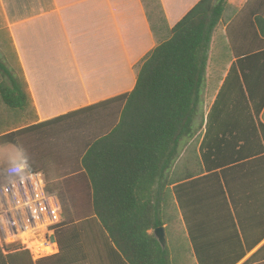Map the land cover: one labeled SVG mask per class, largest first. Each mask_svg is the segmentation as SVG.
<instances>
[{"label": "trees", "instance_id": "16d2710c", "mask_svg": "<svg viewBox=\"0 0 264 264\" xmlns=\"http://www.w3.org/2000/svg\"><path fill=\"white\" fill-rule=\"evenodd\" d=\"M220 25L233 63L204 116L208 54ZM158 30L157 44L139 64L131 91L34 125L21 68L5 53L0 57V107L8 118L17 113L24 123L18 131L0 132V147L16 148L28 171L43 175L46 190L56 194L61 207L58 251L34 264H176L167 233L172 201L188 233L181 245L190 244L197 264H213L216 258L232 264L260 242L242 235V241L237 237L240 252L232 247L228 253L215 250L208 239L213 240L215 214L216 224L228 226L232 215L239 219L242 199L264 191L258 184L264 181V123L258 121L264 109V0H248L239 11L228 0H199L174 27L163 34ZM226 89L235 103L233 117L242 111L243 132L224 131ZM105 107L118 121L108 133L86 136V119ZM192 140L189 156H180ZM72 150L78 152L76 161ZM161 226L165 247L153 234ZM19 251L0 247V264H26ZM255 258L256 253L247 263Z\"/></svg>", "mask_w": 264, "mask_h": 264}, {"label": "crops", "instance_id": "0c3cea01", "mask_svg": "<svg viewBox=\"0 0 264 264\" xmlns=\"http://www.w3.org/2000/svg\"><path fill=\"white\" fill-rule=\"evenodd\" d=\"M198 1L158 0L162 14L158 13V18L155 19L151 14L147 17L142 0H0V30L7 32L13 44V53H8L5 49V55L10 58L11 63V57L14 58V67L19 65L21 68L35 109L36 118L30 124L49 121L121 95L123 93H118L120 87H134L139 63L157 44L154 31L162 28L158 30V34H163L165 30L174 27ZM247 1L228 0V3L232 9L239 11ZM153 18L156 23H153ZM151 25L154 26V31ZM224 33L225 26L220 25L215 30L212 42L214 41L216 50L214 48L211 58L208 54L207 72L209 63L213 60L215 68L222 72V80L217 87L211 89L212 98L207 104V113L233 63L230 52L225 53L223 58L226 61L223 65L220 66L217 62L218 47ZM222 41L225 42L224 39ZM223 75L226 76L223 78ZM232 76L234 79L236 73L233 72ZM225 92L226 99L222 105L225 109L220 117L221 123H224V131H242L243 125L239 123L242 122L240 118H244L242 111H239L241 117H233L235 103L229 99L228 89ZM241 107L245 108L246 104L242 103ZM106 110V107L100 109L93 119L88 116L86 121L90 122V128L84 131L86 136L91 133H108L118 121V116L115 119L112 117L113 111L109 117L107 113H110ZM2 115L5 119L2 121L3 118H0L1 135L24 128L22 117L8 118L0 107V116ZM258 121L264 123V109ZM234 123L239 124L236 126ZM247 124L251 125V121ZM252 128L251 126L250 129ZM65 130L68 131L66 128ZM70 132H74L76 136L78 131L71 128ZM203 134L204 129L200 140ZM71 138L72 133H69V139ZM84 143L83 140L82 145ZM254 145L257 148L256 142ZM75 151L77 150H72L73 161L77 159L78 152ZM20 164L23 162L16 148L0 147V181L6 169ZM258 184L264 186V181ZM258 192L257 195L248 196L252 198L247 197L239 202V219L232 215L228 219L232 220L228 226L216 224V214L214 219L211 218L212 231L209 234L213 240H208L215 250L221 248L232 253L230 249L234 247L235 251L240 252L239 239L242 235L249 236L250 242L261 239L243 258L232 264H249L247 261L254 253L256 258L250 264H264V191ZM181 223L183 229L180 231V242L183 238L184 243L188 240V233L182 219ZM177 232L178 229L172 228L168 232L171 237L169 241L175 247L171 258L176 264H197L190 244L181 245L175 239ZM18 253L26 264L37 261L31 259L26 252ZM214 260L213 264H217V261L224 262L223 258ZM98 264L109 263L99 260Z\"/></svg>", "mask_w": 264, "mask_h": 264}, {"label": "built area", "instance_id": "2783aa9c", "mask_svg": "<svg viewBox=\"0 0 264 264\" xmlns=\"http://www.w3.org/2000/svg\"><path fill=\"white\" fill-rule=\"evenodd\" d=\"M0 184V247H16L38 260L57 251L61 207L41 173L20 164L5 170Z\"/></svg>", "mask_w": 264, "mask_h": 264}, {"label": "rangeland", "instance_id": "374dc122", "mask_svg": "<svg viewBox=\"0 0 264 264\" xmlns=\"http://www.w3.org/2000/svg\"><path fill=\"white\" fill-rule=\"evenodd\" d=\"M142 1L145 4V11H146L147 17H148V14H151V15L154 16L155 19H157L158 18V13L161 10V8H160V10L157 8L156 0H142ZM159 6H160V4H159ZM154 18H153V23H156L157 21ZM0 31H2V30H0ZM223 38H224V36H223ZM222 40L220 41V44H219V47H218V56H217L218 57L217 58V60H218L217 62L220 64V66L225 63L226 58H223V57H225L224 56L225 53L226 54L228 53V48L225 46L226 43L223 42ZM213 42H212V44L210 46V52H209V57L210 58H211V55L213 56V54H214V48L215 47L213 46ZM5 49H6V51H8V53H13V44H12L10 38H9V35L7 34L6 31H2V36H0V57L1 58L4 56V53L6 52V51H4ZM215 50H216V48H215ZM221 58H223V59H221ZM13 59L14 58L11 57L12 64H13ZM215 65L216 64L214 63V61L211 60L210 63H209V69H208V72H207V81L205 82V85H204V88H203V91H202V95H201V97H202L201 110L204 113V116L207 114V104L210 102V100L212 98L211 89H212V87H217V84L220 82V80H222V72L220 71L219 68H215ZM225 76L226 75H223V78ZM132 89H133V87H120L118 93L129 92ZM3 111H4V109H3ZM4 113H6V111H4ZM15 115H16V117L20 116L17 113ZM2 116H3L2 121H4L5 116L4 115H2ZM10 120L11 119H9V121ZM197 122H199V121H197ZM255 125H256V122H255ZM194 140H192L190 142V144L184 145V147L181 149L180 156H182V155L189 156V153L187 151L189 149V145H192L194 143L193 142ZM179 163L180 162H178V166H175V169H178V167L181 165V163L180 164ZM2 180H3V178H2ZM2 180L0 181V184H1V182H3ZM167 211L169 212L168 216H170V218L173 216V219H171L172 222L169 224L168 227H171L174 230L178 229V232L175 235L177 237H175V239H177V241L180 242L181 241V233H180V231L183 229L182 228V223H181V214L177 211L176 204L173 201L169 204V207H168ZM167 233H168V231H167ZM182 244H183V238H182ZM20 251H22V250H20ZM23 252H26V251H23ZM26 253L29 255L28 252H26ZM4 254H6V253H4Z\"/></svg>", "mask_w": 264, "mask_h": 264}, {"label": "water", "instance_id": "95a60500", "mask_svg": "<svg viewBox=\"0 0 264 264\" xmlns=\"http://www.w3.org/2000/svg\"><path fill=\"white\" fill-rule=\"evenodd\" d=\"M153 234L156 238V240L158 241V243L162 246L165 247V243H166V238H165V230L164 227H158L153 231Z\"/></svg>", "mask_w": 264, "mask_h": 264}]
</instances>
